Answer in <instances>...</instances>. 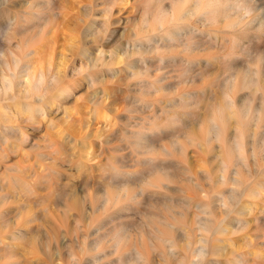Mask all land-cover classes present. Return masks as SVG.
Instances as JSON below:
<instances>
[{
	"label": "clouds",
	"instance_id": "9594fccd",
	"mask_svg": "<svg viewBox=\"0 0 264 264\" xmlns=\"http://www.w3.org/2000/svg\"><path fill=\"white\" fill-rule=\"evenodd\" d=\"M0 264H264V0H0Z\"/></svg>",
	"mask_w": 264,
	"mask_h": 264
}]
</instances>
